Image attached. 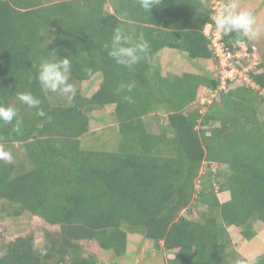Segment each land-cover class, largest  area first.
<instances>
[{
	"label": "trees",
	"instance_id": "trees-1",
	"mask_svg": "<svg viewBox=\"0 0 264 264\" xmlns=\"http://www.w3.org/2000/svg\"><path fill=\"white\" fill-rule=\"evenodd\" d=\"M213 4L160 0L146 11L139 0H0V106L21 121L19 132L15 119L0 121V145L13 156L0 161V214L51 230L40 248L32 233L4 243L0 264H125L129 233L166 253V264H264V251L241 254L254 240L264 249V59L247 74L254 86L212 95ZM116 27L149 43L132 68L104 48ZM222 38L228 50H252L249 38ZM165 48L211 61L215 74L163 68ZM53 55L71 61L72 99L36 79ZM94 77L90 95L83 86ZM122 84L134 86L118 93ZM26 92L44 116L17 99ZM96 113H108L115 132L101 148L83 147ZM50 232L57 237L46 241Z\"/></svg>",
	"mask_w": 264,
	"mask_h": 264
},
{
	"label": "clouds",
	"instance_id": "clouds-1",
	"mask_svg": "<svg viewBox=\"0 0 264 264\" xmlns=\"http://www.w3.org/2000/svg\"><path fill=\"white\" fill-rule=\"evenodd\" d=\"M139 2L144 10L151 11L155 5L160 3V0H139ZM214 10H216V8H214ZM255 24L256 21L253 14L246 10H238L236 0H227L224 6L221 7L214 15V26L216 28L214 32L216 33L218 31L221 33V42L223 39V34L229 35L232 33L237 34L238 38L236 42L238 44L243 43L244 38L256 39L260 35V29L258 27H254ZM206 34L208 35L209 32H206ZM213 35L211 37V47ZM243 45L245 44H241L240 48L234 51L228 50L225 47L224 48L235 55L233 58L234 62L240 63L243 67L249 69L245 73L249 78L247 74L251 70L252 65H254L256 62L251 57L252 50H244L245 48H243ZM104 48L107 51L109 58L114 60L118 65H122L126 68H132L141 59H145L147 57L149 43L145 40L142 34L134 37L133 35L125 34L120 27H116L113 30L110 44L106 43ZM212 50L214 52L215 59L218 61L217 78L219 82L217 90L211 92L213 96L217 91H222L227 88L229 83H241L244 85L249 83L251 86H254L250 78L249 82L238 79L235 82L228 81L226 85L223 86L219 58L216 56L213 47ZM245 51L248 53V57L243 56ZM70 78L71 61L67 58L56 59L55 55H53L50 60L43 61L37 69L36 79L43 89L52 93L66 95L69 99H72L76 94V88L72 83L69 82ZM133 86L134 85L132 84H122L120 85L119 89H117V92L119 93L125 90L131 92ZM17 99L22 104L27 105L29 108H36L37 115H45L44 111L39 107L41 104L40 99L34 97L31 93H19L17 94ZM125 99L128 102H132V98L130 96H126ZM14 119L16 120V123L12 130L14 132H19L21 121L18 117L17 109L13 106H0V121L9 124L12 123ZM0 161H4L6 163H11L13 161L11 152L6 150L2 145H0Z\"/></svg>",
	"mask_w": 264,
	"mask_h": 264
},
{
	"label": "rangeland",
	"instance_id": "rangeland-1",
	"mask_svg": "<svg viewBox=\"0 0 264 264\" xmlns=\"http://www.w3.org/2000/svg\"><path fill=\"white\" fill-rule=\"evenodd\" d=\"M227 0H214V8L216 13ZM238 10H246L253 14L256 24L254 27L260 29V35L256 39L249 38L250 47L252 49L251 57L259 64V61L264 59V0H236ZM209 32V28L206 29ZM243 48L249 49L248 45H243ZM156 63L163 68L168 69L173 73H196V74H215V68L211 61L206 60H192L188 58L187 54L178 50H171L168 48L163 49L157 55ZM166 74V72H165ZM100 82L99 77H94L91 81L87 82L83 86V91L92 94L98 88ZM203 97V94L201 95ZM113 121L109 118V114L96 113L93 115L90 125V131L82 137L81 142L83 147L92 145L95 148H101L105 146V143L111 140L112 132H115L114 128H111ZM110 127V128H108ZM110 129V130H109ZM153 129H155L153 127ZM223 196H221L222 198ZM55 230L54 228L52 229ZM46 231H51L39 218H30L27 216L15 219L8 214H0V254L2 252L1 246L8 242L15 240L18 236H26L32 233L37 239V248L42 246L44 235ZM52 233V232H50ZM232 235H237L239 231L235 228L231 229ZM130 237L128 253L121 261L125 264H134L136 261H140L141 264H166V253H155L153 250V244L149 240H145L138 234H128ZM56 233L50 234L47 240L56 238ZM251 243V242H250ZM264 251L263 244L259 240H254L247 248L241 251V254L251 260L258 257ZM100 257L105 261H111L109 259L111 251H101ZM106 255V256H103ZM106 257V258H104Z\"/></svg>",
	"mask_w": 264,
	"mask_h": 264
},
{
	"label": "built area",
	"instance_id": "built-area-1",
	"mask_svg": "<svg viewBox=\"0 0 264 264\" xmlns=\"http://www.w3.org/2000/svg\"><path fill=\"white\" fill-rule=\"evenodd\" d=\"M212 47L215 51L216 56L219 58V66L221 70L223 86H225L228 81L235 82L238 79L247 82L250 81L245 74L249 69L243 67L240 63H236L233 61L235 55L224 48V45L221 42V33L218 31L216 33L214 32ZM243 56L248 57L249 55L245 51L243 53Z\"/></svg>",
	"mask_w": 264,
	"mask_h": 264
}]
</instances>
